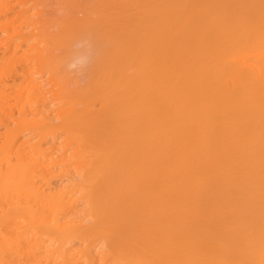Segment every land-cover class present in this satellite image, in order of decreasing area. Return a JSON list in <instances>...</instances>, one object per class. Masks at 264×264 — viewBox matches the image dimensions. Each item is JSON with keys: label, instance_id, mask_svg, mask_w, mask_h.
Instances as JSON below:
<instances>
[{"label": "bare ground", "instance_id": "1", "mask_svg": "<svg viewBox=\"0 0 264 264\" xmlns=\"http://www.w3.org/2000/svg\"><path fill=\"white\" fill-rule=\"evenodd\" d=\"M72 2L0 20V264H264V0Z\"/></svg>", "mask_w": 264, "mask_h": 264}, {"label": "rangeland", "instance_id": "2", "mask_svg": "<svg viewBox=\"0 0 264 264\" xmlns=\"http://www.w3.org/2000/svg\"><path fill=\"white\" fill-rule=\"evenodd\" d=\"M72 1H74V0H44V1H42V0H33L30 3L26 4V3H20L18 0H12L6 6V8L9 6L10 10L8 11L7 15L6 14L3 15V18H1L0 20L6 21V26H12V28H14V30H17L20 27L21 21H25L24 22L25 24L23 23L24 26L22 24V26L20 27L21 29L19 30V32L22 33L23 35L25 34L26 36H29V38H28L29 40L26 41V42H23L24 43V48H26L25 46L28 47V45L31 44V43L33 44L34 41L37 42L38 38H41V39H43L41 41H45L46 42V40H49L48 39L49 37L53 38L52 36H54V38H55V36L57 35V38H58V35H59V40H60V39H63V37L62 38L60 37L61 35H63V33H60L61 30L59 28H57L56 26H57L58 23L66 22L70 18V16L72 15V12L74 11L73 9H75L74 5L76 4V3L73 4ZM66 2L67 3L69 2V3L67 4ZM75 2H76V0H75ZM70 3H72L73 6L72 5L69 6ZM67 14H68V16H67L68 19L65 18L66 16H64V15H67ZM15 18H17V19H15ZM11 19H13V21H11ZM8 21H10V22H8ZM26 22H28L29 24H27ZM32 22L35 23V24L32 25ZM36 25H38V26H36ZM54 27H56L57 29L56 28L54 29ZM48 29H49V31H48ZM52 29H54V30H52ZM56 30H58L60 32H57V34H56ZM54 31H55V34L52 33ZM51 33H52V35H51ZM8 35H11V33L7 34V33H4V31L0 30V36L1 37H7ZM20 41H22V37H19L18 39H16L15 43L20 42ZM61 43H59L57 41V44L61 45ZM40 45H42V44H40ZM21 51H23V49ZM2 53L3 52L0 51V56H3ZM63 59H64V56H63ZM63 59H61V60H63ZM52 103L53 102H51V101L46 102V106L49 107V106L52 105ZM54 114L55 113L53 112L52 116ZM0 131H3V129L0 128ZM29 135H30V133H26V135H22L21 136V140H24V138L29 137ZM36 140H37L36 137H32V139L30 137V138L26 139L25 141H27V143H31V142H34ZM50 144H52V143L51 142L43 143L44 146H48ZM53 152H57L59 154V152L56 151V150H53ZM63 156H66L65 159H68L69 158V151L67 153H65V154H61L60 158L61 157L63 158ZM68 167L65 166V165L53 166V167L50 168V173H52L54 175V174H57L60 171H62V169L63 170L71 169L70 168L71 166H68ZM72 171L75 172L76 170L73 169ZM63 179L64 178H59V180L58 179H54L53 180L54 181L53 184H55L56 186L52 185L51 188L52 189H59L63 185V184H60V181L63 180ZM64 180H66V179H64ZM57 184H58V186H57ZM45 189H46V191L50 190L49 188H45ZM84 207H86V202L80 200L78 204L76 203V208L79 209V211L76 210V212L81 213V210ZM88 240H85V241L74 240V241L71 242V245L73 244L72 245L73 249H75V247H76V249H78L80 247L81 248H85V243H87ZM101 243L102 242H100V245H101ZM100 245L97 246V247L96 246H94V247L92 246V251L96 252L100 248ZM96 254H98V251H97Z\"/></svg>", "mask_w": 264, "mask_h": 264}]
</instances>
